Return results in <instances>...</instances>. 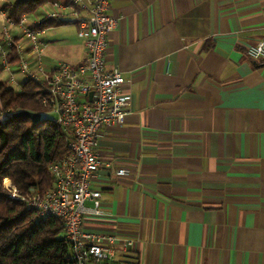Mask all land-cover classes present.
Here are the masks:
<instances>
[{
  "label": "crops",
  "instance_id": "crops-1",
  "mask_svg": "<svg viewBox=\"0 0 264 264\" xmlns=\"http://www.w3.org/2000/svg\"><path fill=\"white\" fill-rule=\"evenodd\" d=\"M60 4L44 62L76 69L83 41L49 31L88 13ZM108 13L105 68L122 72L131 114L96 148L101 215L83 227L116 244L88 264H264V61L246 53L264 0H110Z\"/></svg>",
  "mask_w": 264,
  "mask_h": 264
},
{
  "label": "built area",
  "instance_id": "built-area-1",
  "mask_svg": "<svg viewBox=\"0 0 264 264\" xmlns=\"http://www.w3.org/2000/svg\"><path fill=\"white\" fill-rule=\"evenodd\" d=\"M3 2L0 0L2 77L9 73L6 81L14 88L19 86L17 77L38 84L42 93L40 102L46 109L43 114L54 118L71 137L70 153L50 167L54 180L51 189L23 196L9 179H5L4 191L10 199L34 209L39 219L55 217L63 221L75 264L109 261L116 238L87 232L83 219L86 214L101 215V192L92 187L102 165L96 148L106 129L120 127L131 114V96L124 93L126 80L122 72L105 68L110 35L118 26V20L108 13L110 0H72L88 13L76 24L78 37L86 48V57L76 69L63 62L54 66L44 62L46 44L41 36L45 29L36 28L43 21L56 20L65 6L58 2L51 4L54 10L42 21L33 23L27 16L19 20L9 17L2 10ZM10 49L19 56L16 64L8 61ZM246 53L252 60L264 61V37L248 47ZM13 115V112L0 111V120ZM87 203H92L93 207L86 208Z\"/></svg>",
  "mask_w": 264,
  "mask_h": 264
},
{
  "label": "trees",
  "instance_id": "trees-1",
  "mask_svg": "<svg viewBox=\"0 0 264 264\" xmlns=\"http://www.w3.org/2000/svg\"><path fill=\"white\" fill-rule=\"evenodd\" d=\"M56 2L73 5L72 0H4L2 10L19 20ZM62 24L66 23L60 19L47 20L36 28ZM8 61L18 63L14 49H10ZM41 95L39 85L30 80L21 81L16 88L8 86L0 63V111L42 115L38 122L13 117L0 120V264H75L63 221L55 217L39 219L26 203L10 199L2 185L9 179L23 196L49 190L54 185L50 167L70 153L71 137L54 118L43 114L46 109L40 102Z\"/></svg>",
  "mask_w": 264,
  "mask_h": 264
},
{
  "label": "rangeland",
  "instance_id": "rangeland-1",
  "mask_svg": "<svg viewBox=\"0 0 264 264\" xmlns=\"http://www.w3.org/2000/svg\"><path fill=\"white\" fill-rule=\"evenodd\" d=\"M19 0H6V2L8 3H15ZM45 12V7L40 8V10L38 12H36L35 14L30 16L31 20H37V19H41L39 17V13H44ZM77 17H72V21L76 20ZM50 30V29H49ZM59 30V31H58ZM58 30H54L52 29L51 31H49L50 35H54V33L59 34L58 36H72L75 40H77L78 42L81 41V39L78 37V29L77 27H75L73 24H69L66 26H63L62 28H59ZM9 76V73H5L3 74V78H5V80H7Z\"/></svg>",
  "mask_w": 264,
  "mask_h": 264
},
{
  "label": "water",
  "instance_id": "water-1",
  "mask_svg": "<svg viewBox=\"0 0 264 264\" xmlns=\"http://www.w3.org/2000/svg\"><path fill=\"white\" fill-rule=\"evenodd\" d=\"M92 95H90V100L92 98ZM42 115L39 113H33V112H26V111H19L14 113L13 118L14 119H20V118H28L32 120L33 122H38L41 120Z\"/></svg>",
  "mask_w": 264,
  "mask_h": 264
}]
</instances>
